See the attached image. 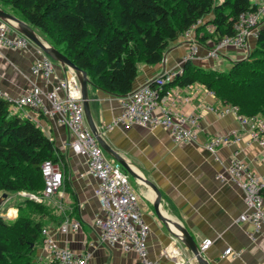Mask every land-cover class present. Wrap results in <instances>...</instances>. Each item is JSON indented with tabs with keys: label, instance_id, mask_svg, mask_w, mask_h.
I'll use <instances>...</instances> for the list:
<instances>
[{
	"label": "crops",
	"instance_id": "1",
	"mask_svg": "<svg viewBox=\"0 0 264 264\" xmlns=\"http://www.w3.org/2000/svg\"><path fill=\"white\" fill-rule=\"evenodd\" d=\"M0 8L25 21L8 5L0 4ZM33 29L44 42L52 45L41 32ZM16 32L14 29L13 33ZM184 38L180 36L169 44L159 63H139L133 89L161 72L181 68L187 53ZM207 42L198 43L199 51L193 62L204 68H215L216 61L207 57ZM38 48L32 41L23 49L0 47V91L3 97L15 98L33 85L46 92L60 80H70L75 76L69 67L49 56L53 63L50 77L45 80L40 74L32 73L31 65L41 56ZM230 48L227 47V50ZM227 50V53L221 52L219 56L229 61L225 64L230 66L232 60L238 59L242 53L236 50L229 53ZM87 93L91 119L102 139L135 173L154 183L160 193L159 210L162 216L170 223L184 227L198 247L202 239H211L209 247L202 252L210 264H264V231L254 232L251 225L237 220L247 208L242 190L225 172L234 155L244 160L256 173L264 174V146L251 137L247 124H242L231 111L220 113L222 103L198 82L183 87L176 84L167 86L161 104L175 114L196 115V142L175 141L168 129L162 126L142 127L134 124L129 128L122 125L107 127L122 111V98L125 95L108 94L90 83ZM18 114L32 120L52 139L60 155L57 162L63 174L62 187L53 195L52 201H46L56 208V213L75 218L81 224L76 231L62 233L58 229L60 224L49 222L46 229L53 241L60 247L88 253L87 264H140L135 252L110 246L100 240L98 229L94 226L98 213L95 195L97 180L88 173L85 158L74 154L67 145L71 137L67 128L57 123L54 117H48L31 107H24ZM84 121L89 127L85 114ZM233 131L238 136L237 141L220 145L214 152L203 146L212 135H230ZM104 154L121 167L115 158L105 151ZM127 175L148 225V258L157 264H198L191 250L171 235L156 215L152 204L155 197L153 189ZM10 209L14 210L15 216L17 207L12 205ZM172 223L170 228L177 231ZM226 248H230L233 254L223 256ZM36 257L39 264H51L42 239Z\"/></svg>",
	"mask_w": 264,
	"mask_h": 264
},
{
	"label": "trees",
	"instance_id": "2",
	"mask_svg": "<svg viewBox=\"0 0 264 264\" xmlns=\"http://www.w3.org/2000/svg\"><path fill=\"white\" fill-rule=\"evenodd\" d=\"M0 4L8 5L84 70L91 85L117 96L133 89L139 63H159L169 44L189 28L197 43L217 42L235 35L241 14L259 7L253 0H0ZM249 45L248 53L232 60L227 70L184 61L181 73L163 91L170 85L198 82L220 103L236 106L239 115L264 117V14ZM9 104L0 97V192L6 198L14 196L10 203L17 213L8 218L0 209V264H39L36 250L42 230L49 222L59 225L65 216L28 194H41V163L57 162L60 155L52 139L32 120L12 112Z\"/></svg>",
	"mask_w": 264,
	"mask_h": 264
},
{
	"label": "built area",
	"instance_id": "3",
	"mask_svg": "<svg viewBox=\"0 0 264 264\" xmlns=\"http://www.w3.org/2000/svg\"><path fill=\"white\" fill-rule=\"evenodd\" d=\"M264 14V6L259 5L256 11L243 13L235 23V35L223 36L216 42V49L233 47L244 57L249 50V41L257 36L259 19ZM14 22L0 18V47L23 49L31 44V40L22 33H13ZM193 33L189 28L182 35L188 37ZM193 42H196L195 40ZM213 50V49H212ZM40 58L30 67L32 73L40 74L47 80L53 72V63L41 48ZM211 55L217 51H211ZM186 57V56H185ZM184 57V60H186ZM189 58V57H186ZM181 73L179 70L164 71L141 84L122 98V111L107 127L131 125L142 127L162 126L168 129L175 141H198V124L195 114H175L162 104L163 86ZM212 93V91H209ZM168 95V92H165ZM0 97L2 93L0 91ZM11 102L12 112L18 113L24 107H31L64 125L69 134L67 142L74 154L86 160L88 173L97 180L95 195L98 201V213L94 226L98 229L99 238L110 246H118L125 251L137 254L140 264H157L148 258L146 237L148 225L143 219L137 193L134 191L127 173L109 160L98 144L92 131L84 121V111L78 81L74 76L70 80H60L51 90L42 91L33 85L31 89L15 97H3ZM233 112L242 124L249 126L251 137L260 146H264V117H245L238 113L236 106L222 104L220 113ZM238 140L233 131L230 135H212L203 146L214 152L220 145ZM44 186L40 195L29 193L28 197L36 201H52L53 195L62 187L63 174L58 162L46 159L40 166ZM227 177L243 192L246 211L239 214V222L248 223L254 232L264 231V174H258L242 159L232 156L226 168ZM79 220L65 216L58 229L62 233L76 231L80 228ZM42 243L49 254L51 264H87L88 253H78L68 247L58 246L48 234L42 230ZM211 244V239L204 238L199 244V252H203ZM233 254L230 248L223 251V256Z\"/></svg>",
	"mask_w": 264,
	"mask_h": 264
},
{
	"label": "water",
	"instance_id": "4",
	"mask_svg": "<svg viewBox=\"0 0 264 264\" xmlns=\"http://www.w3.org/2000/svg\"><path fill=\"white\" fill-rule=\"evenodd\" d=\"M0 18L5 20H10L14 22L15 29L25 35L27 38H29L34 44H36L39 48L43 50L49 57H51L54 61L60 63L63 66L69 67L75 74V77L78 81L79 88H80V94H81V103L83 106V111L85 114V117L87 119V123L89 125L90 130L92 131L93 135L95 136L98 144L100 147L109 155H111L115 160L121 165V167L132 177L136 178L142 183H145L146 185L150 186L154 193L155 197L153 199V208L158 216V218L165 224L171 235L176 237L177 239H180L190 250L193 254L195 260L198 264H210L208 260L203 257L202 252H199L198 246L196 242L193 240V238L188 234L186 229L179 225L178 223H172V225L177 229V231H172L170 228V221L169 219L162 216L160 210H159V200H160V193L157 187L146 179L145 177L135 173L131 167L125 162V160L120 157L113 149H111L105 141L101 137L100 131H98L95 127V125L92 122L90 110H89V98L87 93V85H88V79L86 76V72L76 66L66 55H64L62 52H60L58 49L53 47L52 45H49L48 43L44 42L34 31V29L28 25L25 21L19 19L15 15L8 13L0 8ZM2 196H5V193L2 194Z\"/></svg>",
	"mask_w": 264,
	"mask_h": 264
},
{
	"label": "rangeland",
	"instance_id": "5",
	"mask_svg": "<svg viewBox=\"0 0 264 264\" xmlns=\"http://www.w3.org/2000/svg\"><path fill=\"white\" fill-rule=\"evenodd\" d=\"M253 1L254 2H258L259 5H260L261 0L260 1L259 0H253ZM181 38H183V37L181 36ZM194 39L195 38H194V34L193 33H191L188 37H185L184 38V40H185L184 41V45L187 48V53H185V56L186 57H189V58H186L185 57L186 60L193 61L197 57V52L199 51V48L197 47L198 46V43L197 42H193ZM207 43H208L206 45L207 46L206 47L207 48L206 49V51H207V57L210 58V59H212V61H214V60L216 61L215 68L216 69H219V70H227L228 67H229V65L228 64H225V63H229V61H227L225 58H222V57L219 56V54L221 52H226L227 47H223L221 49H219V48L216 49V48H214L216 42H213V41L209 40ZM232 48L233 47H231L230 49H228L230 51L229 53H231L232 51L235 52L234 50L239 51L237 49H234V48L232 49ZM212 49L214 51H217V54L211 55L210 52L213 51ZM230 57L233 58L232 56H230ZM241 57H243L242 54L240 55L239 58H241ZM186 60H184V61H186ZM179 68H177L176 70H179ZM9 107H11V104H9ZM2 194H3V192H0V209L2 208V213H3L2 215L3 216H6L8 218H13L14 217V211L12 213H9V210L12 207V204L10 203V201L12 200L11 197H14V196H9L8 195V197L6 198V193H5V196L4 197L2 196ZM21 194H22V196H24L25 193H21Z\"/></svg>",
	"mask_w": 264,
	"mask_h": 264
},
{
	"label": "bare ground",
	"instance_id": "6",
	"mask_svg": "<svg viewBox=\"0 0 264 264\" xmlns=\"http://www.w3.org/2000/svg\"><path fill=\"white\" fill-rule=\"evenodd\" d=\"M13 211H14L13 209H10V210H9V213H12ZM14 213H15V212H14Z\"/></svg>",
	"mask_w": 264,
	"mask_h": 264
}]
</instances>
